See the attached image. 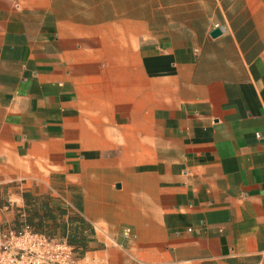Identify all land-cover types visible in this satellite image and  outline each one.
Segmentation results:
<instances>
[{"label":"crops","instance_id":"1","mask_svg":"<svg viewBox=\"0 0 264 264\" xmlns=\"http://www.w3.org/2000/svg\"><path fill=\"white\" fill-rule=\"evenodd\" d=\"M67 205L76 264H264V0H0V231Z\"/></svg>","mask_w":264,"mask_h":264},{"label":"built area","instance_id":"2","mask_svg":"<svg viewBox=\"0 0 264 264\" xmlns=\"http://www.w3.org/2000/svg\"><path fill=\"white\" fill-rule=\"evenodd\" d=\"M66 208L68 216L72 209ZM83 254L66 234L36 230L25 217L15 227L0 231V264H76Z\"/></svg>","mask_w":264,"mask_h":264},{"label":"trees","instance_id":"3","mask_svg":"<svg viewBox=\"0 0 264 264\" xmlns=\"http://www.w3.org/2000/svg\"><path fill=\"white\" fill-rule=\"evenodd\" d=\"M62 215L61 213L59 216ZM49 217V216H48ZM53 220L56 219L53 215L50 216ZM25 220L27 223L32 225L36 230L39 231H47L51 234H54L55 232L52 231V229L49 228H40L37 225L31 223L28 221V219L25 217ZM57 220V219H56ZM47 226V224H46ZM61 234H66L67 239L69 243L77 245L82 252L85 251V244L87 243V238L90 233H92V229L90 228V225L87 224L81 217L76 216L73 212L69 213L68 216V222L62 223L61 226Z\"/></svg>","mask_w":264,"mask_h":264},{"label":"water","instance_id":"4","mask_svg":"<svg viewBox=\"0 0 264 264\" xmlns=\"http://www.w3.org/2000/svg\"><path fill=\"white\" fill-rule=\"evenodd\" d=\"M220 33H221L220 28L215 27V28L210 32V35H211V37H216V36L220 35Z\"/></svg>","mask_w":264,"mask_h":264},{"label":"rangeland","instance_id":"5","mask_svg":"<svg viewBox=\"0 0 264 264\" xmlns=\"http://www.w3.org/2000/svg\"><path fill=\"white\" fill-rule=\"evenodd\" d=\"M54 234H61V231L60 232H55Z\"/></svg>","mask_w":264,"mask_h":264}]
</instances>
